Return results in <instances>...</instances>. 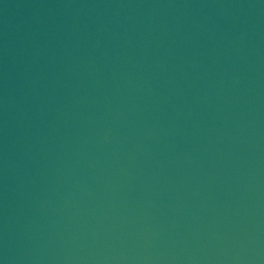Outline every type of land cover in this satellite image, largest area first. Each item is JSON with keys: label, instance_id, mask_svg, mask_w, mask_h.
Listing matches in <instances>:
<instances>
[{"label": "water", "instance_id": "water-1", "mask_svg": "<svg viewBox=\"0 0 264 264\" xmlns=\"http://www.w3.org/2000/svg\"><path fill=\"white\" fill-rule=\"evenodd\" d=\"M0 264H264V0H0Z\"/></svg>", "mask_w": 264, "mask_h": 264}]
</instances>
